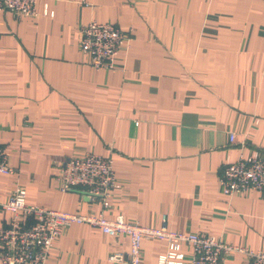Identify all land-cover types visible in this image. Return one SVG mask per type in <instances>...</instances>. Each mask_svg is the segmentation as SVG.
Listing matches in <instances>:
<instances>
[{
  "label": "crops",
  "instance_id": "crops-1",
  "mask_svg": "<svg viewBox=\"0 0 264 264\" xmlns=\"http://www.w3.org/2000/svg\"><path fill=\"white\" fill-rule=\"evenodd\" d=\"M35 9L0 11V146L14 168L0 174V203L21 186L29 204L264 251V194L227 195L219 182L228 163L264 153V0H37ZM90 20L133 30L112 70L80 50ZM87 152L112 159L106 208L55 182L62 160ZM11 215L0 208V228ZM128 248L126 234L72 223L46 264H127L109 256ZM165 251L143 239L141 264ZM180 252L191 260L188 245ZM225 264L247 261L230 254Z\"/></svg>",
  "mask_w": 264,
  "mask_h": 264
},
{
  "label": "built area",
  "instance_id": "built-area-1",
  "mask_svg": "<svg viewBox=\"0 0 264 264\" xmlns=\"http://www.w3.org/2000/svg\"><path fill=\"white\" fill-rule=\"evenodd\" d=\"M36 1L0 0V11L37 16ZM44 14H49L46 4ZM132 31L109 22L90 20L80 29L79 47L91 66L112 70L121 50L128 47ZM230 137L233 140L234 134ZM13 172L7 151L0 146V174ZM55 182L62 191L83 187L88 197L100 200L104 208L108 206V199L117 184L112 159L91 152L62 160ZM219 182L227 195L246 190L264 194V153L239 156L228 163ZM0 208L12 214L6 226L0 228V264H46L54 241L72 223H86L112 236L126 234L129 237L128 252L126 255L121 252L111 254L109 260L114 262L141 264L142 240L157 238L166 243V251L158 256L159 264H225L230 254L245 256L247 264H264V251L227 244L213 236L174 231L166 225L157 228L142 226L138 222L126 221L122 216L108 219L103 213L82 215L29 204L26 191L21 186L6 202L0 203ZM182 245L191 248L192 258L188 262L182 261Z\"/></svg>",
  "mask_w": 264,
  "mask_h": 264
},
{
  "label": "water",
  "instance_id": "water-1",
  "mask_svg": "<svg viewBox=\"0 0 264 264\" xmlns=\"http://www.w3.org/2000/svg\"><path fill=\"white\" fill-rule=\"evenodd\" d=\"M79 192H80L81 194H84V195L88 196V193H87L86 191L79 190Z\"/></svg>",
  "mask_w": 264,
  "mask_h": 264
}]
</instances>
